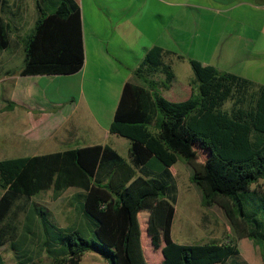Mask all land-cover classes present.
Returning a JSON list of instances; mask_svg holds the SVG:
<instances>
[{
    "label": "trees",
    "instance_id": "16d2710c",
    "mask_svg": "<svg viewBox=\"0 0 264 264\" xmlns=\"http://www.w3.org/2000/svg\"><path fill=\"white\" fill-rule=\"evenodd\" d=\"M52 2L51 13L38 5L39 19L25 40L23 76H69L85 65L81 7L76 0ZM3 4L0 0V12ZM9 44V26L0 18V51ZM173 55L154 46L135 71L143 83L124 87L110 132L130 141V162L111 146L99 145L0 163L3 186L9 185L0 199V248L10 242L18 264H39L17 250L25 237H38L41 247L38 219L50 264H80L88 252L108 264H149L139 223L143 212L149 214L151 245L163 256L160 264H226L232 259L241 264L235 244L183 245L172 238L178 184L171 169L182 158L194 164L202 151L207 154L205 174L192 177L206 183L202 206L222 208L237 238L260 246L264 264V222L258 218L264 214V195L252 189L264 181V85L189 59L191 96L173 102L154 88L158 74L174 77L166 62ZM51 188L57 196L70 188L84 192L75 199L76 210L92 228V239L74 227H59L38 206L26 214L20 229L13 210L17 200L28 204ZM251 203L256 205L252 213L246 209ZM0 264H5L1 253Z\"/></svg>",
    "mask_w": 264,
    "mask_h": 264
},
{
    "label": "crops",
    "instance_id": "0c3cea01",
    "mask_svg": "<svg viewBox=\"0 0 264 264\" xmlns=\"http://www.w3.org/2000/svg\"><path fill=\"white\" fill-rule=\"evenodd\" d=\"M52 1L4 0L0 12L1 20L10 29V44L7 49L0 51V163L99 145L111 146L130 162V141L110 132L124 87L128 82L143 83L135 77V71L151 48L159 46L173 52L165 45L151 46V39L146 31L149 23L143 20L144 13L142 10L140 12L130 10L134 5L148 10L151 7V0H76L82 13L85 49L83 69L69 76H23L22 70L26 57L25 40L32 33L39 19L38 5L45 12L51 13L53 12ZM154 2L171 8L194 7L215 13L231 11L238 7L259 8L261 12L259 16L264 20V0H154ZM89 3L93 4L97 10L104 8L102 9L104 13L98 14L92 9V15L88 16ZM85 6L88 8L87 12ZM168 16L176 17L177 15L169 13ZM251 20V17L244 16L243 28L247 24L251 29L253 27ZM260 33L264 35V23L261 25ZM237 54L239 55L238 52ZM230 56L226 55L225 58L223 55L218 64H229ZM232 56L235 57L236 54ZM173 57L177 58V54L167 58L166 62L172 64L174 71L172 78L175 79L177 71L173 64ZM180 65L183 69L186 68L187 79L171 83L169 82L171 77L159 74L157 76L165 81L160 87L155 77V90L170 101H174V98H181L179 102L186 101L192 93L194 75L189 72L186 64ZM179 68L182 71V68ZM228 73H234L264 85L245 74L234 71ZM63 77H66V80L61 79ZM76 89L79 93L78 99ZM60 97L63 100H60ZM184 161L185 159L182 158L171 169L176 181L177 174L183 171L179 165ZM190 164L192 165L191 162ZM8 187L9 185L3 186L0 177V199ZM179 192L178 187V195ZM80 193L84 192L81 189L70 188L57 196L51 188L36 194L28 204L23 199H18L13 208L18 213L17 225L20 229L22 228L26 214L35 205L45 208L50 213L52 221L59 227L76 226L80 218L75 214L77 211L75 199ZM200 202L201 207L204 208L202 197ZM177 204L178 200L173 225L179 213ZM148 219V213L139 214L145 258L149 264H160L163 256L160 250H154L151 245V239L147 234ZM173 225L172 238L178 243L183 240L180 232L182 227L179 223L174 227ZM144 227L146 236L143 237ZM38 228L41 247L38 248V237L35 241L33 238L25 237L20 243L23 252H28L36 262L44 264L46 255L42 250V228L41 223L37 221L36 229ZM212 235L213 233L209 237ZM32 244L36 247L31 248ZM10 245L11 243L8 242L0 248L4 263L18 264L16 254L12 252ZM80 264L108 263L99 254L88 252L83 256Z\"/></svg>",
    "mask_w": 264,
    "mask_h": 264
},
{
    "label": "rangeland",
    "instance_id": "374dc122",
    "mask_svg": "<svg viewBox=\"0 0 264 264\" xmlns=\"http://www.w3.org/2000/svg\"><path fill=\"white\" fill-rule=\"evenodd\" d=\"M88 8L90 12H87ZM88 8L85 6L88 16L92 15V9L98 14L99 12L104 13L102 10L104 8L97 10L91 3H89ZM255 9L238 7L231 11L215 13L194 7L175 6L171 8L151 0V7L148 10H143L137 5L132 6L130 10L131 12L142 10L144 13L143 20L150 24H148L146 31L151 39V46L155 44L165 45L170 47L177 56L184 57V59L173 57L177 77L175 79L171 77L169 82L174 83L187 79V70L186 68L183 69L180 64H186L189 72L193 74L189 59H196L205 65L216 67L219 71H234L245 74L264 84V35L260 33L264 20L259 16L261 14L260 9ZM245 10L246 13H244ZM169 13L177 16L169 17ZM244 16L252 18L253 27L251 29L247 24L243 28ZM233 54L236 56L233 57ZM223 55L225 58L226 55L232 56L228 61L229 64H218ZM179 67L182 68V71L179 70ZM156 77L158 84L162 87L165 81L160 76ZM61 79L66 80V77ZM76 90V98L78 99L79 93L78 89ZM59 99L63 100L61 97ZM180 100L181 98H174L173 102ZM230 107L231 103H227L225 108L229 109ZM206 155V152L202 151L198 153V159L194 164L191 165L189 161H184L179 165L183 169L177 174V184L180 189L177 204L179 213L173 225L174 227L179 223L182 227L180 232L183 240L178 243L186 245L231 243L237 245L240 250L238 261L241 264L244 262L263 264L260 246L250 239H238L222 208L218 205L208 208L201 207L200 199L203 196L206 183L203 180L194 182L192 177L203 178ZM252 189L259 190L264 195V181L258 185L255 184ZM254 199L257 198L254 197ZM255 208L256 205L253 203L246 205L248 211L252 210L250 213ZM75 214L79 216L80 222L74 228L92 239V228L87 225L79 211H76ZM258 218L264 222V214H259ZM38 221L41 223L40 219ZM143 232L144 237L146 236L145 227ZM211 233H213V238L209 237ZM35 247L36 245L32 244L31 248ZM17 250L22 254V249L17 248ZM12 252L14 253V251ZM234 261L235 259L229 260L226 264H234ZM50 263V259L45 256L44 264Z\"/></svg>",
    "mask_w": 264,
    "mask_h": 264
}]
</instances>
